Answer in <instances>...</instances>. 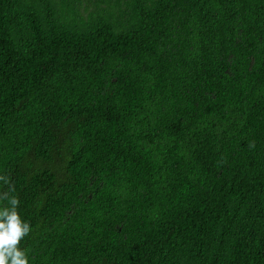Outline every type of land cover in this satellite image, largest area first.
Here are the masks:
<instances>
[{"label":"trees","instance_id":"16d2710c","mask_svg":"<svg viewBox=\"0 0 264 264\" xmlns=\"http://www.w3.org/2000/svg\"><path fill=\"white\" fill-rule=\"evenodd\" d=\"M0 177L30 264H264V0H0Z\"/></svg>","mask_w":264,"mask_h":264},{"label":"clouds","instance_id":"9594fccd","mask_svg":"<svg viewBox=\"0 0 264 264\" xmlns=\"http://www.w3.org/2000/svg\"><path fill=\"white\" fill-rule=\"evenodd\" d=\"M7 183L6 178L0 177ZM7 204L0 207V264H30L29 253L19 247L23 237L30 232V224L19 211L15 196L5 197Z\"/></svg>","mask_w":264,"mask_h":264}]
</instances>
